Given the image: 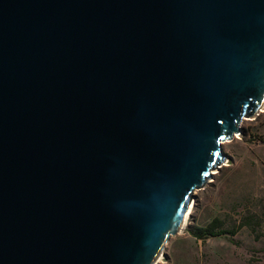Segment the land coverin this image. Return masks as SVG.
Returning <instances> with one entry per match:
<instances>
[{"label": "water", "instance_id": "obj_1", "mask_svg": "<svg viewBox=\"0 0 264 264\" xmlns=\"http://www.w3.org/2000/svg\"><path fill=\"white\" fill-rule=\"evenodd\" d=\"M263 112L264 0H0V264H158Z\"/></svg>", "mask_w": 264, "mask_h": 264}, {"label": "rangeland", "instance_id": "obj_2", "mask_svg": "<svg viewBox=\"0 0 264 264\" xmlns=\"http://www.w3.org/2000/svg\"><path fill=\"white\" fill-rule=\"evenodd\" d=\"M242 131L223 144L228 162L194 192L185 230L158 264H264V112Z\"/></svg>", "mask_w": 264, "mask_h": 264}, {"label": "trees", "instance_id": "obj_3", "mask_svg": "<svg viewBox=\"0 0 264 264\" xmlns=\"http://www.w3.org/2000/svg\"><path fill=\"white\" fill-rule=\"evenodd\" d=\"M216 228H217V222H215L214 224H212L211 226H209V229H208L209 235H211V236H218L219 234L215 233ZM194 236L196 238H198V239H201V236L200 235L194 234Z\"/></svg>", "mask_w": 264, "mask_h": 264}, {"label": "bare ground", "instance_id": "obj_4", "mask_svg": "<svg viewBox=\"0 0 264 264\" xmlns=\"http://www.w3.org/2000/svg\"><path fill=\"white\" fill-rule=\"evenodd\" d=\"M191 208H192V206L190 207V210H191ZM190 210H189V212H190ZM189 212H188V214H189ZM187 218H188V215H187L186 218H185V221H184V224H183V227H182L180 233H182V232L185 230V226H186V220H187ZM180 233H179V234H180ZM161 259H162V258H160L159 261H160ZM158 263H159V262H158Z\"/></svg>", "mask_w": 264, "mask_h": 264}]
</instances>
